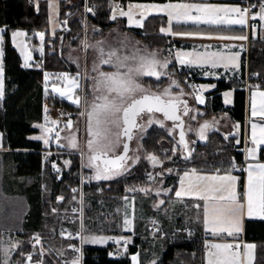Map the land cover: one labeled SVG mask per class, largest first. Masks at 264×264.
I'll list each match as a JSON object with an SVG mask.
<instances>
[{
    "label": "trees",
    "instance_id": "trees-1",
    "mask_svg": "<svg viewBox=\"0 0 264 264\" xmlns=\"http://www.w3.org/2000/svg\"><path fill=\"white\" fill-rule=\"evenodd\" d=\"M116 0H88L89 5L93 6L95 13L89 16L88 25L97 24L102 30H106L115 24L110 11L111 5ZM143 0H134L140 2ZM201 1V0H199ZM206 1V0H203ZM218 1V0H208ZM228 1V0H219ZM85 3L86 0L68 5V1H62L61 4V20H67L69 31L60 30L54 37L48 36L46 29L48 28V13L47 4L41 1L39 9L36 8L34 0H0V27L4 28L5 51H4V98L0 100V131L3 133L5 148L7 155L12 158L13 171L17 176H26L33 178L42 175L47 181V198H40V185H34L31 190L35 191L34 195H28L31 212L27 226L33 230L38 228L45 229L43 237L56 249L62 245H69L70 240H65L60 236V230L63 223L57 216H48L46 223L42 214L43 210L50 207L59 194H65L67 197L66 204L73 201V194L67 189L65 181L56 182L52 178L49 166L43 168L40 150L45 148V144L41 140L33 139L32 136L39 133V129L34 126L36 119L40 118V114L44 104V88L43 81L45 71H75L76 67L66 60L65 52L61 46L64 43L70 42L71 45L81 44L85 37ZM124 27L126 19H122ZM156 22V18H151L146 29H133L137 36L142 39L152 49L166 47L169 42V37L159 33L160 24L152 27V23ZM18 28L25 29L31 32H45L44 60L43 65L39 68L28 69L23 66V61L12 44V31ZM82 40V41H81ZM64 42V43H63ZM83 47V46H82ZM246 57L243 58V72L245 77L246 72ZM249 71L257 75V80L262 83L264 88V37L262 33H254L251 36L249 46ZM187 73L184 71L181 75L182 81ZM143 83L156 90H162L167 84L166 78L157 80L154 78H143ZM231 84L219 81L218 86L211 95H215L214 99L208 100L203 110L205 113L198 116L199 120L209 118L213 115H221L228 112L233 119L243 121L245 116L246 93L244 90L235 91L234 104L231 109L224 107L221 102V93L224 90L230 89ZM67 103V102H66ZM70 112L76 114L79 109L77 106L67 103ZM41 119V118H40ZM39 119V120H40ZM168 132L158 126L151 127L142 142V155L139 164L134 167L133 171L125 178L113 182H96L90 181L86 188L85 197V228L87 215L90 213L89 200L93 191L101 188L105 192H114L113 194H121L125 186L133 181H136L143 176L144 173L153 169H163L162 166L169 164L167 168H174L177 173L190 168H195L205 172L226 173L234 163L235 167L240 166L244 162V155L235 146V140L231 137L223 136L219 131L210 133L206 143L198 142L196 145V154L192 155L186 166L180 164L166 155L165 147L162 146L166 140L172 141ZM192 138L193 135H191ZM165 152V153H164ZM156 155L163 164L160 167H154L148 157ZM67 155H64V157ZM168 159H172L168 162ZM82 158L79 154L72 156V163L66 180L73 181V175L80 170ZM149 173V172H148ZM241 190L244 185V172H240ZM174 177V178H173ZM172 177L173 186L176 185L177 175ZM175 179V180H173ZM48 199V200H47ZM46 224V225H45ZM1 237V231H0ZM245 237L248 240H253L258 243L256 264H264V221H247ZM139 241V238L136 239ZM135 240V241H136ZM114 246L110 244L106 247L90 246L89 254L86 259V264H132L131 255L137 252V246L130 245L126 250V254L120 258H108L107 252L109 248ZM31 249L30 239L19 250V256L24 257V254ZM66 251V250H65ZM68 252V251H66ZM64 253L69 256L71 253ZM179 255L185 264H203L205 259L204 244L201 240H193L191 242L184 239V235L178 239L167 243V248L162 256L160 264H172L175 258ZM44 264H62L60 260L53 254H49Z\"/></svg>",
    "mask_w": 264,
    "mask_h": 264
},
{
    "label": "rangeland",
    "instance_id": "rangeland-1",
    "mask_svg": "<svg viewBox=\"0 0 264 264\" xmlns=\"http://www.w3.org/2000/svg\"><path fill=\"white\" fill-rule=\"evenodd\" d=\"M36 1V2H35ZM41 1H45L47 4V13H48V28L46 29L48 36L54 37L58 31L61 30V4L63 0H34L35 6L37 9L40 7ZM70 1V0H69ZM71 2V1H70ZM176 4V3H186V4H207L216 7H231V6H238L239 5L232 1H199V0H173V1H166V2H159V1H148V2H135L132 6L124 9H119L113 15H115V24L106 29L102 30L101 27L97 24H91L88 30L87 39L83 38V42L79 45H71L70 42L63 44V47L67 50H71L73 47L82 48V53H78L79 48L74 49V53L71 56L74 59L76 64H73L66 58V49L65 58L67 61L72 63L75 67V71L65 70V71H53V72H61L66 73L69 78L75 77L79 83V87L74 90L72 93L73 99L76 95L80 97V104L72 103V100L68 99L67 96L62 97L59 93L60 98L64 99L66 102L75 105L78 107V113L74 114L77 117H70L72 121V127L69 129L64 125L62 121L57 120L59 124V131H62V141H65L70 146V141L75 138L77 147V151H84V166L86 169L87 176L89 181H96V182H113L123 177H127L136 167L142 155V142L147 133V131L153 127L158 126L163 128L168 132V136L172 138V143L169 140L162 143V146L165 147V154L169 155L173 161H176L180 164L186 166V163L190 161L192 155L196 154V144L192 137L187 132V137L189 139V151L188 154L184 150V146L179 142L176 137V129L172 125V123L166 121L163 117L157 115L155 113H146L142 119V125L139 130L136 132L135 139L133 141V152L135 159L137 158L138 153H140V159H134L128 162L122 169H120V174L113 176L107 180H96L94 176L96 174V170L94 167L89 166V157L93 154L92 151L88 148V141L93 139L92 136L88 134V119H87V112L91 111V106L94 103H101L102 101L98 100L97 97L102 95L101 92H97L95 90V79L94 77H98V71H105V72H112L115 69L111 65H100V52L99 48L103 47L105 53L110 50H119V55H132V54H140V46H145V43L140 39L137 34L133 31L128 30L127 28L133 29H144L147 27L148 22L151 18H161L163 19V23L160 25L159 30L165 25L169 27V17L166 12H158L149 6H158L162 7L165 4ZM137 5L144 6V7H136ZM131 11L132 14V21H129L127 15H121V12H129ZM196 14L193 12V15ZM112 15V17H113ZM126 18V26L124 27V22L121 21L122 19ZM139 21V23H136ZM224 27V26H222ZM43 32V31H42ZM0 35L1 31H0ZM264 37V34H262ZM225 36L223 31L217 34V37ZM46 35H44L43 40L45 39ZM42 40V41H43ZM45 42V41H43ZM1 44L0 42V52H1ZM86 44V45H85ZM218 45L224 44L223 39L217 38L214 44L210 45ZM83 46V47H82ZM62 46L60 48L64 49ZM40 58H42L41 66L43 65V60L45 58V48L43 51H38ZM79 54V56H78ZM156 54V52H155ZM106 58V57H105ZM165 61H167L166 56L163 57ZM155 59L156 56H155ZM158 60V59H157ZM94 66L98 67V71H93ZM51 71V70H48ZM48 71L46 72V83L45 85L48 87ZM45 79V78H44ZM182 80V78H181ZM44 82V81H43ZM137 82L140 83L144 88L146 84H143V81L140 77L137 78ZM58 88L67 91L70 87L67 80H62L59 82H55ZM201 89L199 94L204 99V93L209 91L213 85L210 83H201ZM149 89V87L146 86ZM200 89V90H201ZM4 91V89H3ZM149 92V91H148ZM155 92V91H154ZM154 94H157L156 92ZM47 100H48V92H47ZM139 94H137V97ZM57 100H53L52 103H55ZM205 101V100H204ZM188 113L185 115L184 124L188 122L187 118L190 114L191 107L188 105ZM196 110V109H194ZM81 113H85V115H81ZM122 113H117L115 115H109L105 120L104 123L101 125L103 130V135L99 138V143L108 145L110 149H112V145H114L116 139H118L119 135H122L123 131V122H122ZM46 122L45 125L48 127V112H46ZM115 121V122H114ZM62 122V124H61ZM57 124V125H58ZM61 124V125H60ZM119 124V126H117ZM188 126V125H187ZM189 127V126H188ZM64 130V131H63ZM43 130L39 129V135H33V137L43 136ZM43 141V139H40ZM44 142V141H43ZM45 144V143H44ZM4 136L3 133L0 131V264H3V261L7 258L9 264H30L27 262L25 257L19 256V250L29 241L31 238L35 236H43L44 228H38L37 230L31 229V227L27 226L29 221V215L31 212V204L28 198V195H34V191L30 188H33L34 185H40V198L42 199L44 196L47 198V181L46 179L40 175L35 176L33 178H28L26 176H17L14 174L13 171V161L7 155V149L4 147ZM71 147V146H70ZM95 147V145H94ZM45 148H48V144H45ZM155 156L159 161L158 165L161 164L159 157ZM187 157V159H186ZM172 159H168V162H171ZM65 163V157L63 158ZM100 163V162H96ZM163 164V163H162ZM161 164V165H162ZM157 165V164H155ZM160 165V166H161ZM67 166V165H66ZM169 164H166L163 169H153L144 173L142 177L137 179L136 181L128 183L123 193L121 194H113L114 192H105L101 188L98 190L93 191L90 195L89 200V209L90 213L87 215L86 219V232L87 237L92 236H102L107 237V235H115L120 239L126 233H129V228H125L124 220L128 219L131 221L136 220L139 224H144L149 228L151 224L157 223L160 217H166L170 220V224H172L177 217L181 218L180 229L170 234V238H179L183 234L181 233L185 223H192L194 221L197 224L200 221V214L201 211L194 209V204L188 203L185 199L188 195L177 197V200L172 201L170 206H165L163 203L165 199L161 196L163 193V189L165 186V179L169 176L166 171ZM69 167V166H68ZM156 168V167H155ZM192 168L184 170L181 172L179 177H177L176 181L178 182L179 190H180V179L184 175L185 172H191ZM230 174L238 177V184H237V191L239 192V179H240V172L242 171H235L234 169H230ZM226 172V174L229 173ZM220 173V172H219ZM185 185H187V181H185ZM139 189H147V191H140ZM167 193L166 191H164ZM28 194V195H27ZM48 200V199H47ZM163 201V203H160ZM48 212V208L43 210ZM105 215V217H104ZM111 215L112 217H110ZM44 216V215H43ZM56 216V215H52ZM43 222L46 223V216H44ZM46 225V224H45ZM153 226V228H152ZM131 227V226H130ZM153 229L151 232V237L158 238L161 236L160 232L156 231V226L151 225ZM155 228V230H154ZM186 230V229H185ZM125 231V232H124ZM139 235V234H136ZM135 237V236H134ZM149 237V236H148ZM141 240V236L139 237ZM90 244V242H88ZM97 244H105V243H97ZM16 245L15 248L12 246ZM52 245V244H51ZM53 248L55 246L52 245ZM67 245H62L58 249L55 248L56 251L59 253H64L66 251L69 252ZM4 249H9L7 257H5ZM66 250V251H65ZM66 252V253H68ZM152 252L149 251L151 256H155L158 254V249H155L154 255ZM126 254L123 253L121 256ZM70 256V255H69ZM68 256V257H69ZM157 256V255H156ZM158 257V256H157ZM208 258V257H207ZM181 260L180 256L176 259V262L179 263ZM40 259H36L32 261L31 264H37ZM157 261V258L152 260ZM45 259L43 261V264Z\"/></svg>",
    "mask_w": 264,
    "mask_h": 264
},
{
    "label": "snow or ice",
    "instance_id": "snow-or-ice-1",
    "mask_svg": "<svg viewBox=\"0 0 264 264\" xmlns=\"http://www.w3.org/2000/svg\"><path fill=\"white\" fill-rule=\"evenodd\" d=\"M136 7H144L137 5ZM158 12H166L169 17V27L161 28V32L171 33V24L175 20L177 23H193L196 25L207 24L216 26H232L239 25L241 27L247 25L248 20L256 19L257 17L264 21V3L259 5V12L249 16L251 8H241L238 6L231 7H216L207 4H165L162 7L149 6ZM90 10V9H89ZM193 12L196 14L193 15ZM121 15H127L130 22L132 21L131 11L121 12ZM113 15L112 19H115ZM139 23V21H136ZM2 31V30H0ZM175 35H191V33H174ZM13 38L23 36L25 33L14 32ZM43 40V33L38 34ZM223 40H246L247 36H220L217 37ZM3 41V36L0 35V42ZM227 47V46H226ZM100 52V65H111L115 71L105 72L98 71V67L94 66L93 71H98V77H94L95 90L101 92L102 95L97 99L102 101L101 103H94L91 106V111L87 112L88 119V134L93 137L88 141V148L92 151V155L89 157V166L94 167L96 174L94 179L107 180L113 176L120 174V169L123 167V161L126 159L128 151V145L124 144V155L116 156L114 159L107 158V150H110L108 145L100 144L99 138L103 135L101 125L109 115H115L122 113V122L124 125L123 135L127 136L129 140L132 139L131 129L136 127V117L141 113L148 112H161L164 117L169 120L179 121L181 118L177 114L180 105H184V114L187 115L189 109L187 107V101H181L179 97H172L168 100L163 99V96L170 95V88L164 89L163 94L149 93L140 83L137 82L138 77L149 76L155 77L157 80L161 78L165 73L158 70L160 68H167L168 62L160 64L155 59V53L151 54V58L147 56L132 55H119V50H110L105 53L103 47L99 48ZM0 52V56H2ZM106 57V58H105ZM239 53H224V52H204V53H183L177 54V59L180 64H198L209 65L211 68L223 67L225 69L231 67L238 68ZM29 57L26 55L27 61ZM27 66V64L25 65ZM3 69L0 67V77H2ZM67 80L70 87L67 91L62 90L55 85L53 91L58 92L62 97L67 96L72 100V103L79 105L80 97L78 95L73 99L72 93L79 87V83L75 77L69 78L64 75L61 77ZM172 84L179 87L176 81H172ZM214 87V85H213ZM203 89H201L202 91ZM3 81L0 79V99L3 98ZM137 94H139L137 98ZM181 91L180 95H183ZM231 93H225V102L228 103V97ZM260 97L259 106L256 103V96ZM195 99L203 104L204 99L201 95H196ZM85 115V113H81ZM251 115L253 117L259 116L261 121H264V91L252 94ZM47 119V118H46ZM115 122V121H114ZM49 123L53 126L58 124V121L51 120ZM119 126V124L117 125ZM182 127L181 125H178ZM37 127L43 130V136L34 137L37 140L43 139L45 144H48L49 139L52 137L50 134L55 131L54 127H46L45 125H37ZM67 128L72 127V121L69 119L66 124ZM209 127V124L205 122L201 126L200 136L204 138V131ZM237 127H239L237 125ZM55 138L59 140L60 134L55 132ZM180 143L187 147L184 140V132H180ZM251 143L252 148L247 149L248 159L253 161L248 163L242 171L247 173V181L245 191L243 194L237 191L238 177L228 174L221 175L219 170H216L215 174H198L196 169H192L191 172H185L180 179V190L176 191L177 197L189 195L194 196L198 200L203 201V223L205 229L213 236L235 237L242 231L241 223L243 217L246 215L251 218L254 215H258L261 219H264V163L257 159V149L260 145H264V123H252L251 124ZM95 145V147H94ZM70 146L76 148L77 144L75 138L70 141ZM149 160L153 164H158L159 161L155 156H149ZM187 159V157H186ZM101 161V163H96ZM70 163L65 161V164ZM55 167V165H53ZM231 168H235V164L231 165ZM170 171V170H169ZM187 181V185H185ZM140 191H147V189H139ZM75 191V190H74ZM63 200V197L59 198ZM160 203H163L161 201ZM200 208L201 205H195ZM75 211V209L73 210ZM125 228H130L131 221L124 220ZM84 226L81 224V230ZM63 235V233H62ZM69 238H74L71 233L68 234ZM80 239L85 242L91 243H106L108 240H113L116 244H120L123 241L125 251L127 250V244L129 239H116L114 237H102V236H80ZM37 243H39V236L35 237ZM13 248L16 245L12 246ZM207 261L206 264H243L242 254L239 251V244L232 243H214L206 244ZM247 260L251 261L253 245H244ZM75 252H79V248H73ZM215 250V251H213ZM5 257H7L9 249L3 250ZM43 255V252H41ZM63 255V253H60ZM113 255V253H109ZM32 256L28 255L27 260L31 261ZM133 264H140L139 254H134L131 257ZM3 264H9L6 258ZM37 264H43V261H38ZM68 264H80V257L73 258ZM155 264V261L152 262Z\"/></svg>",
    "mask_w": 264,
    "mask_h": 264
},
{
    "label": "crops",
    "instance_id": "crops-1",
    "mask_svg": "<svg viewBox=\"0 0 264 264\" xmlns=\"http://www.w3.org/2000/svg\"><path fill=\"white\" fill-rule=\"evenodd\" d=\"M63 1H68V5H72L76 2H78L79 0H63ZM148 1H159V2H166V1H173V0H143L140 2H148ZM36 2V1H35ZM230 2V1H229ZM135 3V2H134ZM35 4V3H34ZM240 7V6H239ZM195 15V14H194ZM126 19V18H125ZM67 20H61V31L65 30L66 28V24H67ZM159 23H163V19L157 17L156 18V22L152 23V27H156V25ZM157 23V24H156ZM160 24V25H161ZM164 24V23H163ZM162 28H168V26H163ZM146 29V27L144 28ZM1 34L3 36V41L1 44V52L3 53L2 56H0V67H2L3 69V73H2V77H0V79H2V81L4 80V63H3V59H4V51H5V39H4V28L0 27ZM221 31H223V34L225 36H240V35H244L247 36L246 40H224V44H216V45H210V44H214V42L217 40V34H219ZM14 32H22L25 33V35L23 36H19L16 37L15 39L13 38V33ZM191 33V35H175L174 33ZM39 33H43V38L45 35V32H29L25 29L22 28H18L12 31L11 34V40H12V44L15 47V49L18 51V53L20 54L22 61H23V66L25 68L28 69H34V68H39L41 67V61L42 58H40L39 54V50L43 51L44 49V43L41 40L40 36L38 35ZM159 33L161 35L167 36L169 37V42L167 44V46L163 47V48H156V49H152L148 46V44H146L143 40V42L145 43V46H140V50L141 53L138 54L137 56H147L149 58H151V54L155 53L156 58L158 59V61L160 62V64H163L165 62H168V66L167 68H160L159 65L157 66L158 70L165 73V75H162L160 79L166 78L168 80V84L162 89V90H156L154 88H151L147 85H145V89H147L149 91V93H157V94H163L164 89L166 88H170V95L169 96H163V98L165 99H170L172 97H179V99L181 101H187V104L190 105L191 107V111L190 114L188 115V122L186 124V127L184 128V132L186 134V144L187 147H185L184 144H182L184 146V150L185 152L188 154L189 151V139L187 137V132L191 135H193L194 138L193 141L195 143H206L208 141L209 135L211 132L213 131H219L223 136L225 137H233L235 140V146L236 148L243 153L244 157V162L242 165L239 166V168L241 169L240 171H242L243 168H245L247 166L248 163H252L253 161L248 159L247 156V149L252 148L253 145L251 143V124L252 123H264V121H261L259 116L253 117L251 115V105H252V94L258 93V92H262L264 91V88L262 87H254V86H247V82H246V72H245V77H244V72H243V58L244 55H248V49L250 46V40H251V36L252 34H249L247 31V25L241 27L239 25H232V26H216V25H207V24H193L191 22L189 23H177L175 20L172 21L171 24V33H166V32H161V29L159 30ZM227 46V47H226ZM79 47H73L71 50H67L66 48H64L63 50L66 49V58L67 60H69L70 62H72L73 64H76L74 62V59L71 57L74 53V49H77ZM78 52L79 54L82 53V48H79ZM224 52V53H239V57H238V68L236 67H229L227 69L223 68V67H217V68H211L209 65L205 64L203 66L198 65V64H180L179 60L177 59V54H183V53H204V52ZM78 54V56H79ZM28 56L29 58L25 59V56ZM38 56V57H37ZM164 56H166L167 61H165V59L163 58ZM27 64V66H25ZM246 64H247V57H246ZM181 68L183 71L179 72V73H173L172 69L173 68ZM247 68V66H246ZM186 71L187 75L185 77V79L182 81L181 80V75L182 73ZM66 73H61V72H53V71H48V87L45 85V81H46V72L44 75V82L42 83L45 94H44V104H43V108L40 114V120L36 119L34 126L37 127V125H43L46 122V107L45 104L46 103H52L53 100H64L62 98L59 97L58 92H54L53 91V86L55 84V82H59L62 81L64 79H62L61 77L64 76ZM67 76V75H66ZM189 76H193L197 79L198 85L196 88H191L189 83H188V77ZM149 76H142L140 77L141 79L143 78H147ZM150 78H154L155 77H150ZM159 79V80H160ZM172 81H176L177 84L179 85V87L175 86L172 84ZM219 81H224L227 82L229 84H231V88L222 91L221 93H219V95L222 97L221 98V102L223 103L224 107L231 109L233 104H234V99H235V91L236 90H244L246 93V103H245V116H244V120L243 121H238L236 119H233L232 116L230 115V113L225 112L222 113L221 115L217 116V115H213L209 118L203 119V120H199L198 116L202 115L205 113V110H203V107L206 106L208 100L210 99H214L215 95H211L212 92H214L218 86V82ZM201 83H210L211 85H214V87H212L209 91L207 92H203L204 93V103L201 104L199 103L196 99L195 96L196 94L200 93V89H201ZM144 84V83H143ZM149 87L148 88H146ZM58 87V86H56ZM155 91V92H154ZM181 91H183V95H180ZM47 92H48V100H47ZM4 93V91H3ZM225 93H231V95L228 97L229 102L226 103L225 102ZM3 98H4V94H3ZM2 98V99H3ZM0 99V100H2ZM65 101V100H64ZM66 102V101H65ZM68 103V102H67ZM256 103L259 106L260 103V97L257 95L256 96ZM196 109V110H194ZM157 115V117L159 118V116L163 117L166 121L170 122L169 120H167L162 114L157 113V112H153ZM74 117H77V115H75ZM51 120H55L56 118L48 113V127H54L55 131L52 132L50 134V136L52 137L51 139H49L48 142V147H58L61 148L62 150L66 151L67 156H65V160L69 161L70 163L66 164L67 166H70L72 163V156L74 154H79L81 155V157L83 155H85L84 151H77V149L70 147L65 141H62V131H59V124L58 125H51L49 123V121ZM69 120V119H68ZM67 120V121H68ZM205 122H207L209 124V127L207 129H205L204 131V138L202 139L200 136V129L201 126L205 124ZM172 123V122H170ZM62 124V122H61ZM60 124V125H61ZM63 124L65 125L66 122H63ZM172 125L174 126V124L172 123ZM189 127H188V126ZM237 125L239 127H237ZM38 129H40L39 127H37ZM174 128L176 129V137L180 142V137H179V130L174 126ZM187 130V132H186ZM58 131L60 134V138L59 140H57L55 138V132ZM64 131V130H63ZM39 135V133L37 134ZM190 135V136H191ZM33 139H35L32 136ZM123 143L124 140L122 138V135L120 134L118 139H116L114 145H112V149L107 150V154H118L122 148H123ZM133 152V150H132ZM131 160L135 159L134 154L131 155ZM137 161H139L140 159V153H138L137 155ZM135 159V160H136ZM160 159V158H159ZM257 159L264 163V145H260L259 148L257 149ZM83 160L84 157H83ZM161 164L163 163V161L160 159ZM150 163L154 166V167H160L161 164H153V162L150 160ZM162 166V165H161ZM195 169V168H192ZM170 170V171H169ZM187 170V169H186ZM197 173L204 175V174H215L216 172H205V171H200L198 169ZM177 170H175L173 167L167 169L166 173L169 175L166 179H165V186L163 189V194L161 195L163 197V199H165V202L163 203V205L165 206H170L172 204V201L177 200V196L175 195L176 191H179V186L177 185L178 182L176 181V185L173 186V182L172 181V177L177 175V177H179V175L181 174L180 172L177 173ZM244 172V171H243ZM221 175H224L226 173H219ZM174 178V177H173ZM241 179V178H240ZM240 179H239V186H240V190L239 193L243 194V192L245 191V186H246V181H247V173L244 172V185H243V189L241 190V183H240ZM175 180V179H173ZM164 191H166L167 193H165ZM185 201H187L188 203L194 204V209L200 210L201 214H200V221L197 222V224L194 223V221L192 223H185L186 225H184V227L181 229H186V230H190L193 232L192 235V239L193 240H201L204 244V246H206V244H214V243H232V244H239L241 247L239 249V251L242 254V261L243 264H249V261L247 260L246 255H244L245 253V248L244 245H248L251 244L254 246V248L252 249V258L250 261V264H256V256H257V245L258 243L253 241V240H248L245 237V231H246V222L247 221H264V219H261L258 215H254L253 217L249 218L246 215L243 217L242 219V223H241V227H242V231L237 234L235 237H229L226 234L224 236H213L210 232H208L205 229L204 223H203V201L198 200L196 197L194 196H189L185 199ZM200 204L201 207L197 208L195 205ZM110 217H112L111 215H109ZM181 218L177 217L175 219V221L170 224V220L166 217H160L159 221L157 223L151 224V225H155L156 226V231L160 232L161 236L158 238H154L151 237V232H152V228L151 225L149 226V228H147V226H145L144 224H139L136 220H132L131 223V227L129 228V233H126L124 236H130L131 237V245H135L137 246V252L135 254H139V262L140 264H152V260L154 258H157V261L155 262V264H160L161 259L163 254L166 251L167 248V243L168 242H172L173 240L170 238V234H172L173 232L177 231L178 229H180V221ZM125 232V231H124ZM139 234V235H136ZM123 236V235H121ZM135 236V237H134ZM138 236H141V240L137 241L136 239L138 238ZM149 236V237H148ZM107 237H114L116 239H118L117 236L115 235H107ZM136 240V241H135ZM115 242L113 240H108L105 244H97V243H91L90 242V246L93 247H106L110 244H114ZM116 244V243H115ZM155 249H158V254L156 253L155 256H151L149 254V251H154L152 252V255H154L155 253ZM205 253V259H204V263L206 264L207 261V250H204ZM215 251V250H213ZM134 255V254H132ZM131 255V257H132ZM158 257H157V256ZM177 256V255H176ZM179 257V255L177 256ZM176 259H174L172 264H185L182 260H180L179 263L176 262ZM132 261V260H131ZM133 264V262H132Z\"/></svg>",
    "mask_w": 264,
    "mask_h": 264
},
{
    "label": "built area",
    "instance_id": "built-area-1",
    "mask_svg": "<svg viewBox=\"0 0 264 264\" xmlns=\"http://www.w3.org/2000/svg\"><path fill=\"white\" fill-rule=\"evenodd\" d=\"M237 3L241 8H246L249 6H254L251 8V12L249 16L251 17L252 14L259 12V5L264 3V0H228ZM134 0H116L110 7L111 14L113 15L119 9H124L132 6ZM85 39L88 36L89 30V16L95 13L93 6L89 5L88 0L85 3ZM90 9V10H89ZM65 31H69L68 22L66 24ZM247 31L249 34L254 33H262L264 34V21H261L258 17L256 19H249L247 23ZM86 45V44H85ZM172 71L174 73L182 72L181 68H173ZM246 82L247 86H254V87H262V83L257 80V75L252 74L249 71V49L247 55V72H246ZM188 83L191 88H196L198 85L197 79L193 76L188 77ZM46 112L52 114L57 120L62 122H66L70 117L73 116V113L69 111L67 107V103L64 100H57L55 103H46ZM43 168L45 166H49L52 174V178L56 182L65 181V185L67 189L73 194V201L70 204H66L67 197L65 194H59L55 201L52 203L50 210L48 212L43 211L42 214L46 217L56 215L58 219L63 223V227L60 230L61 238L65 240H70V244L68 245V249L70 251V256L60 255L55 248L52 247L50 242L45 239L43 236H39V243L36 242L35 237L31 238L30 244L31 249L24 254V257L27 260V256L31 255V261L27 260L28 263H32L36 259H40V261H44L49 254L55 255L62 264H68L73 258L79 256L80 257V264H86V259L89 254L90 246L88 243L83 242L80 239V236H86L87 232L85 228V197H86V188L89 186L90 181L87 176V171L84 166V162L82 161L80 170L77 171L73 175L72 180H66L68 177V172L70 170V166H66L64 163V155L66 151L62 150L58 147H48L43 148L40 150ZM55 165V167H53ZM234 170L238 171L241 170L239 167H235ZM75 190V191H74ZM63 197V200L59 198ZM75 209V211H73ZM81 224H83L84 229L81 230ZM155 230V228H154ZM63 233V235H62ZM71 233L74 238H69L68 234ZM181 233L184 235V239L191 242L193 241L192 235L193 232L190 230H182ZM124 239H131L130 236H122ZM178 238H173L176 240ZM111 248H109L107 252L108 258H118L120 255L125 253V247L123 245V241L120 244H113ZM131 245V240L127 244V248ZM73 248H79V252H75ZM206 250V247H204ZM43 252V255H41ZM109 253H113V255H109Z\"/></svg>",
    "mask_w": 264,
    "mask_h": 264
},
{
    "label": "water",
    "instance_id": "water-1",
    "mask_svg": "<svg viewBox=\"0 0 264 264\" xmlns=\"http://www.w3.org/2000/svg\"><path fill=\"white\" fill-rule=\"evenodd\" d=\"M137 98H138V97H137ZM163 99H165V98H163ZM165 100H168V99H165ZM187 107H188V104H187ZM154 112H155V111H154ZM146 113H148V112L141 113L140 115H138V116L136 117V127H133V128L131 129V136H132V139H131V140H129L127 136L123 135V131H122V138H123V140H124L123 146H124V144H127V145H128V151H127V154H126V159L122 162V163H123V167H124L126 164H128V162H129L130 159H131L132 150H133V141H134V139H135V136H136V132H137V130H139L140 127H141V125H142V119H143V117H144V115H145ZM152 113H153V112H152ZM157 113H160V114L163 115V113H161V112H157ZM177 114H178V115L180 116V118H181L179 121H173V120H169V119H167V120H169L170 122H172V123L174 124V126L179 130V137H180V132H181V131L184 132V128H185V127H184V126H185V124H184L185 114H184V107H183L182 104L180 105V108H179ZM163 116H164V115H163ZM181 123H182V127L178 126V125H181ZM123 128H124V126H123ZM184 140H185V142H186V134H185V132H184ZM119 155H124V149H123V148H122V150H121L118 154H113V155H111V154H107V158H109V159H114L116 156H119ZM123 167H122V168H123ZM122 168H121V169H122Z\"/></svg>",
    "mask_w": 264,
    "mask_h": 264
},
{
    "label": "bare ground",
    "instance_id": "bare-ground-1",
    "mask_svg": "<svg viewBox=\"0 0 264 264\" xmlns=\"http://www.w3.org/2000/svg\"><path fill=\"white\" fill-rule=\"evenodd\" d=\"M90 20V19H89ZM90 21H92V20H90ZM70 29V28H69ZM82 38H84V37H82ZM82 41V40H81ZM64 43V42H63ZM65 44V43H64ZM63 47V46H62ZM64 48V47H63ZM38 57V56H37ZM104 217H105V215H104ZM172 240H173V238H171ZM174 241V240H173ZM206 253V252H205Z\"/></svg>",
    "mask_w": 264,
    "mask_h": 264
},
{
    "label": "flooded vegetation",
    "instance_id": "flooded-vegetation-1",
    "mask_svg": "<svg viewBox=\"0 0 264 264\" xmlns=\"http://www.w3.org/2000/svg\"><path fill=\"white\" fill-rule=\"evenodd\" d=\"M183 105V104H182ZM183 107H184V105H183ZM98 162H100L101 163V161H98Z\"/></svg>",
    "mask_w": 264,
    "mask_h": 264
}]
</instances>
